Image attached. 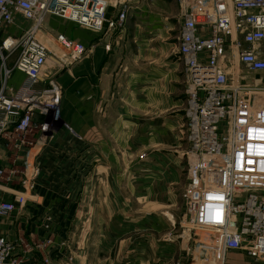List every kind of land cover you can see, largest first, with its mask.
<instances>
[{"label": "crops", "instance_id": "crops-1", "mask_svg": "<svg viewBox=\"0 0 264 264\" xmlns=\"http://www.w3.org/2000/svg\"><path fill=\"white\" fill-rule=\"evenodd\" d=\"M121 10L110 4L107 18ZM32 23L16 11L0 28V43L20 37ZM182 23L178 0H128L119 29L106 23L96 31L45 16L38 34L51 53L42 77L61 87V120L48 131L33 127L24 134L6 122L0 135V202L26 197L24 205L0 214V233L13 242L18 264L188 260L179 256L176 230L189 143ZM60 33L87 48L68 67L55 56ZM17 57L10 54L7 67ZM3 65L0 55V87L12 93L26 76L13 68L4 77Z\"/></svg>", "mask_w": 264, "mask_h": 264}, {"label": "built area", "instance_id": "built-area-1", "mask_svg": "<svg viewBox=\"0 0 264 264\" xmlns=\"http://www.w3.org/2000/svg\"><path fill=\"white\" fill-rule=\"evenodd\" d=\"M128 0H0V28L19 11L33 23L20 37L0 43L4 77L13 68L26 76L18 90L0 87V135L6 122L24 134L33 127L48 131L62 117V90L42 73L51 53L39 37L43 19L53 14L102 31L123 27ZM183 23L179 54L187 90V127L194 160L187 188L185 221L187 261L175 264H227L232 251L264 261V84L244 83L239 67L264 71V0H178ZM110 4L120 6L107 18ZM201 25H207L206 29ZM58 65L81 60L86 45L58 34ZM6 51V53H5ZM18 52L14 67L6 58ZM43 83V86L38 85ZM44 115L43 121L35 120ZM200 162H202L200 164ZM30 166V164H28ZM5 169L0 163V180ZM34 175V174H33ZM26 197L0 202L5 215ZM13 242L0 233V264H18Z\"/></svg>", "mask_w": 264, "mask_h": 264}, {"label": "rangeland", "instance_id": "rangeland-1", "mask_svg": "<svg viewBox=\"0 0 264 264\" xmlns=\"http://www.w3.org/2000/svg\"><path fill=\"white\" fill-rule=\"evenodd\" d=\"M112 19H116V18H112ZM115 29H117V28H115ZM238 70L239 71H236V72L241 73L242 76H246V79L243 80L244 83H255V82H260L261 83L262 82L261 84H264V71H261L259 73H257V72H249L243 66H240ZM189 148H190V144L188 143V147H187V149L185 150V153H184V160H185V164H186V167H187L186 168L187 169V178H186V182L184 184V188H183V192H182V206H181L182 207V209H181L182 213H180L181 217L178 219V221L176 223V225H177V228H176V230H177V239H179V242H180V245H179V248H180L179 256L182 255L183 253H184V255H187L186 252H184V246H185V243H186L185 242L186 236H185L183 231H184V228H185L184 227L185 226L184 218L186 217L185 216L186 214L184 215L183 209H184L185 205H187L186 208L189 210V204H188V201H187L186 194H187L188 185L192 181V174L190 172V167L192 166V164L194 162L193 161L194 159L187 154L188 151H189ZM201 163L202 162H200V164ZM48 242H50V241H48ZM236 253L238 254V251H232L231 254H236ZM244 257L247 258L248 260H246ZM177 260L175 261V263L177 262ZM179 260H183V259H179ZM184 261H186V259ZM227 264H264V261H256L254 258L248 256L247 254L239 252V256H232V257L229 256Z\"/></svg>", "mask_w": 264, "mask_h": 264}, {"label": "bare ground", "instance_id": "bare-ground-1", "mask_svg": "<svg viewBox=\"0 0 264 264\" xmlns=\"http://www.w3.org/2000/svg\"><path fill=\"white\" fill-rule=\"evenodd\" d=\"M63 34V33H62ZM46 44V43H45ZM47 46H48V48H49V45L48 44H46Z\"/></svg>", "mask_w": 264, "mask_h": 264}]
</instances>
